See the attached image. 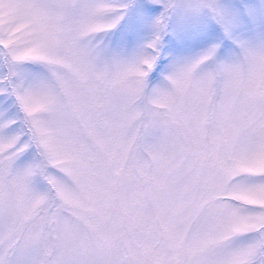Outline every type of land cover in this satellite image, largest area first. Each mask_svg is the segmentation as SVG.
<instances>
[{
	"label": "snow or ice",
	"instance_id": "1",
	"mask_svg": "<svg viewBox=\"0 0 264 264\" xmlns=\"http://www.w3.org/2000/svg\"><path fill=\"white\" fill-rule=\"evenodd\" d=\"M0 264H264V0H0Z\"/></svg>",
	"mask_w": 264,
	"mask_h": 264
}]
</instances>
